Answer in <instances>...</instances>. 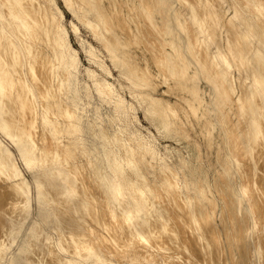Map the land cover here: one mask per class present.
Returning a JSON list of instances; mask_svg holds the SVG:
<instances>
[{
  "label": "bare ground",
  "instance_id": "1",
  "mask_svg": "<svg viewBox=\"0 0 264 264\" xmlns=\"http://www.w3.org/2000/svg\"><path fill=\"white\" fill-rule=\"evenodd\" d=\"M43 1L0 0V264H139L138 256L146 264L158 257L163 264L184 263L180 257L188 248L180 240L190 229L175 230L169 223L178 228L185 218L211 225L225 210L224 216L236 224L249 194L243 189L246 182L241 189L237 186L246 171L264 170V0H182L192 32L178 20L177 37L171 39L169 18L157 21L147 14L158 40L155 54L149 56L152 72L145 77L117 41L129 26L117 20L112 27L108 21L107 16L114 19L116 0H79L95 13L92 27H101L114 65L133 85L165 91L158 97L143 94L137 102L147 98V119L160 135L165 132L171 146L163 150L169 156L177 153L175 165H169V157L156 147V136L143 139L139 129L130 128V120L126 128L111 131L99 123L98 114L85 122L76 114L81 95L74 76L80 63L72 52L65 57V32ZM65 1L73 13L72 0ZM167 1L160 0V6L168 7ZM57 92L65 94L69 106ZM94 92L124 113L126 104L114 97L112 84L98 81L93 91L87 90ZM87 131L89 139H79ZM64 135L74 138L63 144ZM6 142L13 145L22 166ZM249 154L253 161L247 160ZM22 168L32 176L40 222L52 220L49 229L57 241L52 242L38 222L29 231L34 233L31 244L27 241L28 246L10 253L31 209L32 185ZM234 176L237 181H231ZM249 200L255 201L253 196ZM219 205L221 212L216 211ZM241 223L238 228L247 224Z\"/></svg>",
  "mask_w": 264,
  "mask_h": 264
},
{
  "label": "rangeland",
  "instance_id": "2",
  "mask_svg": "<svg viewBox=\"0 0 264 264\" xmlns=\"http://www.w3.org/2000/svg\"><path fill=\"white\" fill-rule=\"evenodd\" d=\"M41 1H43V0H41ZM64 1L63 0H57L58 4L52 5L51 0H44L43 4L46 6V8L50 14V17L53 18L56 21V23L60 27H62V29L65 32L64 37L66 40H68L65 43L66 44L65 49H64L65 57L68 58L72 52L78 58L79 63L81 65V66L79 65V68L75 74L76 76H74L76 78V80L78 81L77 88H78L79 94L81 95V100H80V104H79L80 108H78V110H76V114L78 113L77 115H79L81 113V115L83 116L84 122L86 119L88 121H91L93 116L95 114H98L99 118H100L99 123L102 121L101 123H103V125H105V126L107 125V127L111 128V131H115L116 128H123V129L126 128V121L130 120V122H131L130 128L139 129V131H141V133H142L143 139H145V140L151 139L152 140L156 136L155 137V139H157L156 142L158 141L156 144V147H159V148L161 147L160 149L162 150L164 156L167 159L169 157V159H168L169 165L170 164L175 165V162H177V161H175L177 159L176 158L177 153L173 154L172 156H169V152L167 150H163V147H165L166 145L171 146V142H166L167 140L164 138L165 132L162 133L163 135L162 134L160 135V133H158L157 129L154 127V124H152V122L150 120H148L147 116H146L147 115V113H146L147 101L145 102L144 100H146L148 98V94L150 93V95L152 94V96L154 95V97H158V95H156V94H163L165 91H161V89L158 91L157 90L155 91L149 87H141V86L133 85L132 82L130 81V79H128L123 74L122 70L114 65L113 59H112L113 56L110 54L111 51L107 47V45L105 44L106 40H104V37L102 35L101 27L98 30H95L92 27V25H94L97 22V18H96L95 13L92 10H90L86 5H84L82 2H80L79 0H72L71 5L73 6V9H74V12L72 13L68 10V8H66L64 6L66 4L65 3L66 1L65 2ZM167 2H168L167 3L168 7L162 8L160 6V0H116V8L112 9L114 19L110 18V16H107L108 21L111 19L110 24L112 27L114 26V22L117 20H119V22H121L122 24L126 23V25H128L130 27V28L128 27V29H126L127 34L123 35L121 38L119 37L117 39V41L119 42L120 45L125 47L126 52L131 56V64L134 67H136V69L138 70V74L142 77H143V75H144V77L150 76V73L152 72L151 71L152 64L149 61V56H150V53L155 54L153 52V49L154 50L156 49L157 40H158V39H156L157 35L153 31L152 24L147 19V14L150 16H153V18L157 21H159L160 20L159 18H162V17H168L169 18L167 20V22H168V29H167L168 31L167 32L169 34V39H171V37H173V38L177 37V33H178V29H179L177 27V21L178 20L180 21V24L182 25L183 29H186L187 31L192 32V28L190 27L191 23L189 20L187 21V19H189L187 7L182 3V0H168ZM209 2L211 4H213L214 1L209 0ZM171 14H173L174 16H172ZM231 15L232 14L230 13L229 16L231 17ZM63 42H64V40H60L61 44H63ZM68 43H70V44H68ZM186 43H187V45H189L192 43V41L189 39ZM154 45H156V47L153 48ZM68 51H69V53H68ZM89 70L93 71V73L90 72L91 74H88ZM236 75L239 76L240 78H242V74L237 73ZM74 77L72 79H75ZM151 79H152V81L154 80V78H152V77H151ZM98 81L101 82L102 84H105L108 82L110 84H112V87L115 90L114 97L122 99L123 102L126 104V108L124 109L125 110L124 113H119L113 102L111 103V102H107V101L102 100L98 96L97 93H95V92L91 93V94L87 93V90H90V89L92 91L94 90V84ZM152 81L150 82L151 84H152ZM52 84L57 85V83H55V81H52ZM91 86H93V88ZM204 87H205V85H203V88ZM54 88L55 87L53 86V89ZM150 89L152 91H150ZM144 91H148V93L144 92ZM208 91L209 90H207L206 92H208ZM57 93L56 94L59 95L58 98L61 100L63 99V101L66 102V104L69 106V102H67L69 100L66 96H64L65 94L64 93L62 94L59 92H57ZM143 94H145V96L147 95V98H145L144 100H139L140 103H138L137 100L140 98V96L145 97ZM120 96L121 97L123 96V97L121 98ZM66 98H67V100H66ZM170 99H171V102L174 101V99L172 97ZM81 104H82V106H81ZM105 113H106V115H105ZM115 117H116V121L114 120ZM107 119L110 121H108ZM112 120L115 122L112 123ZM111 124H114V127H113V125L111 126ZM115 126H117V127H115ZM113 128H114V130H113ZM90 135H91V132L87 131L86 133L80 134L79 139H82V138L83 139H89L88 137ZM73 138L74 137H72V136L64 135L62 137L61 141L63 144L64 143L66 144V143H69L70 141H72ZM3 140L5 141V139H3ZM6 144L9 146V148L12 150V152L17 157L18 164L22 166V161L20 160L17 152L13 148V145L9 142H6ZM173 147H176L177 149H180L181 151L185 152V149L183 148V146H181L179 144L174 143ZM256 154H257V149L255 150V155ZM255 155L253 154V159H254ZM170 157H171V159H170ZM250 157H251V154H249L247 160L253 161L252 159H250ZM22 170H23L25 177L27 178L29 183L32 185V176H30L31 174H29V172L23 168H22ZM255 174H256L255 171L253 172V174H250L248 171H246V174L244 176L245 180L241 181L239 183V185L237 186L238 188L241 186L240 187V189H241V188H243L242 183L246 182V183H244L245 186L243 189L244 190L246 189L245 191H247V188H248L249 194L246 197L247 203H246V201L244 203V200L242 202V205L244 203V210L241 211V214L237 216V223L236 224H234V221H231V220L228 221V217H225L226 216V212H224L225 210L223 211L224 214H222V213L217 214V217L212 221L213 224H211V225H209V224L207 225L204 220H200V221L198 220L197 222L194 221V222L190 223V221H188L187 219L185 220V218H182V220H180L181 226H180V223H179V226L177 224L178 228L174 224H172L171 222L169 223V225L171 227H173L175 230H178L181 228L184 229V227H186L187 230L190 229L189 232L186 229H184L185 230L184 232H186V231L187 232L183 233V235H182V237L186 236L189 240L186 237H183L180 240V243H181L180 245L184 246L186 249L188 248L187 251L185 250V252H184V257L183 256L180 257V259H182V262H184L182 264H188V263L193 264V261H192L193 259H194V264H196L195 262L197 261V259H198V261L199 260L202 261L204 264H264V177H263L264 176V170L259 172L256 175ZM260 177H261V179H260ZM232 178H234L235 180ZM236 179L237 178L235 176L231 177V181H237ZM180 180L181 181L183 180L182 176H181ZM223 182H225V181L223 180ZM231 184H233V183H231ZM233 186H234V184H233ZM249 196L250 197L253 196V198L255 200V201L254 200L253 201L255 203L250 202ZM36 202H37V198H36V194H35V189H34V185H32L31 186V202H30L31 209L29 208L30 212L27 216V218L28 217L29 218L28 219L26 218V220H24V222H22V225L20 228L21 231L19 230L18 238L15 237L17 239H14V241L12 242L11 247H10L11 249L9 250L10 253H16L21 248H23L22 245H24V247H25V245L28 246L29 244H31L30 242L33 241L32 238H34V236L31 237V235H34V233H33V231H31L33 234L31 232H30L31 234H29V231L31 230V226H33L35 224V226H33V228H35L36 225H38V222H39V224L42 225V227L44 229L43 233H45L46 235L48 234L49 238L52 237V238H50L52 240V242L57 241L56 233L53 230L49 229L50 225H51L50 221H52V220H50L49 223L45 222V223H47L46 224L47 226L44 225L45 223L40 222L42 220V212L41 211L39 212L40 209L38 207V203L36 204ZM234 204H237V203H234ZM233 205L232 206L230 205L231 208L233 207ZM248 205H250V206H248ZM245 206L248 207V209ZM220 207H221V205H219L216 208V211L221 212V211H219V210H221ZM248 210H249V213H248ZM207 211L210 212L211 209H209V207H207ZM246 212H247V214H245ZM242 214H243V216L244 215L247 216V218L244 217V219H243ZM250 214L252 215L251 217H249ZM40 216H41V218H40ZM219 217H221V218H219ZM213 218H214L213 215L208 216L209 220H212ZM222 218L223 219L225 218L224 220L226 222ZM251 218H253L252 219V221L254 223L253 226H252V223L250 222ZM240 219H241V221H240ZM35 220H36V222H34ZM183 220H185L187 222V224ZM182 222H184V223H182ZM241 222L247 223V224H242ZM238 223L242 224V226L240 228H238ZM183 224H184V226H183ZM232 224H233V226L230 227ZM241 224H239V225H241ZM248 224H249V226H248ZM205 225H207L209 227L211 226L214 230L212 228L210 229L209 227H207ZM224 226H227L228 230H225ZM204 227L207 228L206 231H205ZM244 227L247 228V231H245L246 229ZM248 227L251 230H249ZM33 228H32V230H33ZM43 229H42V231H43ZM203 229L205 232L203 231ZM242 229H244V230H242ZM230 230H231V233L234 232L235 236L233 235V233L230 234V232H229ZM194 231H195V234L198 236V238L194 234ZM200 231H201V234H200ZM202 231L204 233H202ZM214 231L216 234L214 233ZM249 231H250V233H249ZM191 232H192V234H191ZM209 232H212L213 234L210 233L211 234L210 235V234H208ZM243 233H245V234H243ZM247 233H249V234H247ZM204 234L205 235L208 234L211 237L205 236ZM239 234H240V236H239ZM191 235H194V237L193 236L189 237ZM217 235H219V236L221 235V236L218 237ZM201 236L203 237L202 239H201ZM212 236H213V238H212ZM214 236L217 237L216 238L217 240L215 239ZM228 236H229V239H227ZM204 237H206V239ZM232 237H233V239H232ZM207 238L209 240L208 242H211V239L216 240L217 241V242L215 241L216 244H212L214 240H212V243H208L207 241H205V240H207ZM235 238H237V239H235ZM238 238H239V240H238ZM246 238L249 239V240L248 239L246 240L247 241L246 243H248V245L245 244V241H244V239H246ZM186 239L188 240V242ZM195 239L198 240V241H196L198 243L195 242ZM29 240H31V241L29 242ZM236 240H237V242H236ZM181 241L184 242V244L186 243V245H183V243ZM227 241L230 242L229 245H228ZM26 242L29 244H24ZM193 243H195V244H193ZM226 243H227V245H226ZM197 244H198L201 251H198L199 248H198V246L196 247ZM216 245H219V246L216 247ZM230 245H232V246H230ZM234 245H236V246H234ZM192 247H194V248L196 247L197 249L196 248L192 249ZM214 247H215V249H214ZM242 247H244L245 249L243 250ZM220 248H222V249H220ZM17 249H19V250H17ZM190 249H191V251H190ZM246 249H248L249 252ZM195 250L198 252V254L196 253ZM215 250H217V251H215ZM246 251H247V255L251 256V257H248L246 255ZM190 255H192L191 258H190ZM186 256H188V257H186ZM185 258H187V259H185ZM183 259H185V261ZM190 259H192V260H190ZM156 260L157 261L154 260L155 262L151 261V264H156V263L163 264L162 257H158ZM191 261H192V263H191ZM135 262L139 263V264H146L145 261L142 258H140L139 256ZM201 263L197 262V264H201Z\"/></svg>",
  "mask_w": 264,
  "mask_h": 264
}]
</instances>
